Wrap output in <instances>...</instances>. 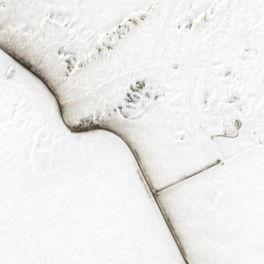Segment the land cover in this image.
<instances>
[{"label": "snow or ice", "instance_id": "obj_1", "mask_svg": "<svg viewBox=\"0 0 264 264\" xmlns=\"http://www.w3.org/2000/svg\"><path fill=\"white\" fill-rule=\"evenodd\" d=\"M0 264H264V0H0Z\"/></svg>", "mask_w": 264, "mask_h": 264}]
</instances>
